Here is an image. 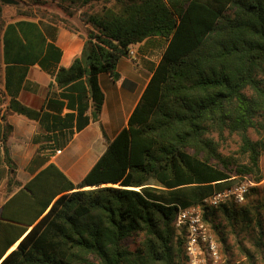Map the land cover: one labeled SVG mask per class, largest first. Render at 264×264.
<instances>
[{
  "label": "trees",
  "instance_id": "1",
  "mask_svg": "<svg viewBox=\"0 0 264 264\" xmlns=\"http://www.w3.org/2000/svg\"><path fill=\"white\" fill-rule=\"evenodd\" d=\"M69 1L109 6L86 15L93 29L83 36L81 55L55 72L61 99L50 104L59 113H39L14 97L10 102L13 110L40 117L50 156L99 121L101 73L119 80L118 65L132 56V45L156 37L167 45L127 125L81 181L52 162L16 193L28 199L25 212L34 218L0 220V264H183L184 238L174 225L179 207L198 203L236 174L263 178L264 139L249 132L264 118V0ZM40 35L36 21L9 23L6 60L36 62ZM60 56L49 43L42 65ZM226 132L240 136L245 161L222 155L216 136ZM227 204L206 211L205 219ZM135 235L141 240L131 248L127 240Z\"/></svg>",
  "mask_w": 264,
  "mask_h": 264
},
{
  "label": "crops",
  "instance_id": "2",
  "mask_svg": "<svg viewBox=\"0 0 264 264\" xmlns=\"http://www.w3.org/2000/svg\"><path fill=\"white\" fill-rule=\"evenodd\" d=\"M22 19L36 21L41 34L37 38L35 52V56L38 58L33 64L11 63L6 60L9 55L4 50V33L7 25L15 21L8 22L0 33V220L8 223H16L13 221L15 219L31 221L34 218L32 214L27 216L25 212L29 208L28 199L24 195L19 198L15 196L49 163L53 162L57 165L71 181H81L98 162L97 160L106 150L110 141L127 125L129 115L134 110L147 84L137 91L138 89L134 90V88L130 89L122 85L120 81L122 78L114 80L107 72L101 73L99 75L100 84L103 77L106 82L105 86L107 84L109 86L107 82L111 81L110 83L114 84L116 90H110L111 94L105 95L102 108L104 114L107 109L111 114L104 121V114L101 112L103 115H100L99 121L90 122L82 131L76 132L66 146L50 156V153L53 152V149L50 148L52 143H47L44 140L43 136L48 131L41 123L40 117L34 118L33 116L32 118L19 113L10 107V102L14 97L39 113H59L58 109L52 103L50 104L55 99H61L59 96L61 90L56 84L55 72H57L58 66L69 67L73 60L81 55L85 38L79 31L54 24L46 19L39 21L36 18H20L18 20ZM43 38L44 41H42ZM49 43H53L61 50V56L59 62L50 58L45 62L46 66L44 67L42 61L45 60L44 56ZM141 44L132 45L135 52L138 51L137 48ZM127 62H129L127 57L120 61L118 65L120 74H122L121 67L127 65ZM124 89H128L133 94L138 92V95L130 112L126 114L121 124H117L115 107L119 106L120 101L129 100L127 96L120 95L118 92V90ZM66 111L68 110L64 108L62 114ZM48 123H52V121L50 120ZM8 126H10V130ZM36 137L38 141L35 140ZM42 145H44L43 148ZM92 146L94 147L92 148ZM44 159L48 160L43 162ZM28 228L32 227L28 226ZM23 236L10 246L6 255L18 246Z\"/></svg>",
  "mask_w": 264,
  "mask_h": 264
},
{
  "label": "rangeland",
  "instance_id": "3",
  "mask_svg": "<svg viewBox=\"0 0 264 264\" xmlns=\"http://www.w3.org/2000/svg\"><path fill=\"white\" fill-rule=\"evenodd\" d=\"M17 1V4L0 3V33L8 22L16 21L20 18H36L39 21L46 19L54 24L74 29L85 36L89 30L93 29L91 23L87 22L86 15L101 12L105 7L109 6V3L104 1H92L87 4H83L81 1L72 3L69 0H42L39 3L35 0ZM166 45L167 39L156 37L146 40L138 48L136 46L138 53L136 52L135 56L127 57L129 62L121 67L122 79L120 81L122 85L123 81H126L125 87L140 91L148 82ZM110 82H107L109 86L108 84L105 86L106 82L102 77L101 84L105 95H110V90H115L114 84ZM118 92L129 99L124 102L120 101L119 106L115 107L117 110L115 115L116 122L121 124L126 114L130 112L138 92L133 94L128 89L118 90ZM102 113L104 114V111ZM109 114L111 113L107 109L103 117L104 121L107 120ZM258 124L260 125L257 128H252L249 132L254 140L264 139L263 117L259 118ZM216 139L220 143V151L224 157L235 162L245 161L244 156L240 152L242 140L239 135L226 132L224 138L216 136ZM212 162L216 164L217 160L213 159ZM233 169H236V167L233 166ZM260 169L263 175L261 181L256 182L258 173L246 176L236 174L230 181L216 184L213 193L208 195L211 196L216 191L232 188L246 181L251 183L243 201L227 200L225 201L228 203L226 211H217L216 216L211 215L210 221L205 219L211 224L215 234L221 254L220 264H264V153L260 158ZM211 208H207L206 211ZM177 233L182 236L178 230ZM140 240L141 237L135 235L127 240V244L131 248H135ZM91 264H97V260L93 259Z\"/></svg>",
  "mask_w": 264,
  "mask_h": 264
},
{
  "label": "built area",
  "instance_id": "4",
  "mask_svg": "<svg viewBox=\"0 0 264 264\" xmlns=\"http://www.w3.org/2000/svg\"><path fill=\"white\" fill-rule=\"evenodd\" d=\"M130 54L133 56L136 54L132 47ZM249 184L251 183L246 181L235 187L216 191L200 203L179 207L174 225L184 238L186 259L183 264H220L219 246L211 224L204 218V213L207 208L217 207L227 200L243 201Z\"/></svg>",
  "mask_w": 264,
  "mask_h": 264
},
{
  "label": "water",
  "instance_id": "5",
  "mask_svg": "<svg viewBox=\"0 0 264 264\" xmlns=\"http://www.w3.org/2000/svg\"><path fill=\"white\" fill-rule=\"evenodd\" d=\"M0 3H5V4H17V0H0Z\"/></svg>",
  "mask_w": 264,
  "mask_h": 264
}]
</instances>
